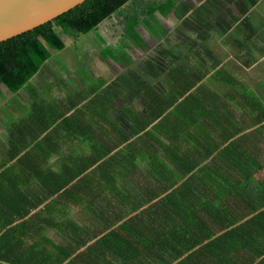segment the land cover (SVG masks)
Wrapping results in <instances>:
<instances>
[{
    "label": "trees",
    "instance_id": "obj_1",
    "mask_svg": "<svg viewBox=\"0 0 264 264\" xmlns=\"http://www.w3.org/2000/svg\"><path fill=\"white\" fill-rule=\"evenodd\" d=\"M179 1L85 0L40 26L0 42V94L2 85L16 94L26 86L33 88L31 80L40 72L42 64L50 62L54 53L67 49L69 43L77 44L82 40L87 46H91L92 43L101 46L99 38L92 31L98 29L99 25L116 11L123 10L130 27L128 26L122 38L117 41L118 47L109 45L111 46L109 49H100L99 55L123 65L126 71L124 80H128L127 77L136 79L137 73L142 70L151 76L149 84L141 86L139 83L141 79L137 81L141 91L147 92L145 95L138 94L137 104L141 111L138 113L137 124L130 122L129 112L133 101L130 102L128 98L121 99L119 105L115 107V110L122 111L121 114L113 110L111 102L107 100L103 104L99 102L98 106L87 105L88 111L93 114L92 118L86 121L77 116L80 108H75L76 113L67 115L74 107L72 102L81 99L76 97L70 98L68 102L64 99L58 100L61 107L58 106L59 108L56 109L55 103L49 106L46 99L37 96V103L30 111L19 110L22 114H28L30 117L27 119L30 121L36 118V126L40 127L42 134L48 131L41 145L26 151L24 160L33 162L34 156L49 159L51 153L44 145L54 142L55 137H63L58 134L61 130L65 132L72 130L65 134L67 138L64 141L82 142V145L90 151L89 156L84 160L77 155L70 159L74 161L80 158L79 162L82 165L71 178L81 179L71 184L73 180L69 178L70 182L60 184L56 190L61 191L69 186L67 190L69 198L79 193V202L85 207H90L86 203L91 205L90 208L112 207L115 203L122 212L116 215L113 222L107 223L106 213L93 216L102 220L101 227L105 230L113 229L115 225L117 228L108 238L103 239L104 243L97 242L87 248L84 257L76 255L89 243L87 241L74 242V245L65 247L55 243L52 248L57 252L54 253L46 252L41 246L31 249L32 252L26 255L30 260L28 264H38L40 261L42 264L92 263L97 257L104 256L103 259H107L110 256V252H107L109 245L114 247L115 254L120 251L129 256L128 262L122 261L116 264H213L214 260L216 264H242L243 261L239 256L242 249L252 248L249 245L253 242L257 243V241H232L237 233L236 230L217 235L223 228L221 224L224 221H220L218 229L212 228L216 223L211 214L214 205L224 204L231 195V191L218 182L215 164L203 165L200 162L209 158L216 149H200L201 158H196L191 152L178 155L175 146L178 141H201L203 137L207 143L215 140L213 133H207L204 127L208 126L210 115L219 109L220 111L226 109L227 105L223 103L219 108L210 109L211 103L200 101L197 89L186 96L194 86H187L178 91L171 88L165 91V61L155 60L141 70L127 51L130 44L144 50L150 47L149 42L141 35V28L147 30L154 39H161L166 33L162 18L175 8ZM61 70L50 77L49 85H53V89L60 88L59 84L55 83L57 75L63 86H69L72 80L77 90L84 89L86 93L93 90L91 83L96 79L92 75L87 79H81L78 68L70 70L69 75L65 74V76L60 72ZM91 72L95 74L92 68ZM98 78L103 84L107 82L106 79ZM155 80L160 82L159 86L155 85ZM233 86L240 93H253L238 85L236 81ZM86 87H89V90ZM167 97H172L174 101L165 100ZM180 98L184 100L179 103L177 100ZM42 100H44L43 104ZM247 109L251 125L264 121V106L259 100L251 97ZM227 112L230 115V112L226 111L221 112V116L231 122L229 116H226ZM126 114L128 121H123L122 128L125 130L123 131L118 125H120V116ZM204 120H207L206 123ZM213 120L216 124L217 119ZM6 121L5 130H14L9 132V143L14 148L12 150H16L21 142V148L11 156V160H14L19 152L29 148L28 145L32 144L34 139H28L25 134L22 135V131L16 134L17 120L10 125L8 118ZM218 122L220 125L224 123L222 119H218ZM240 123V120L233 118L235 133L242 130ZM222 132H225V128ZM18 134L22 137L18 138ZM226 140L227 137L224 136L223 141ZM14 166L18 168L14 169ZM32 170L33 166L26 164L20 167L17 163L5 168L1 176L10 178L7 188L9 195L2 197L4 191L0 190V200L5 203L7 198V204H13L16 199L10 193L15 192L25 181L27 192L32 193L33 175L34 178L42 176ZM15 175L18 176L17 183H13ZM186 175H189V178L175 187ZM88 177L95 180L88 181ZM120 181L121 187L118 186ZM26 184L20 187L23 191ZM142 189H145L143 197L134 198L130 192ZM113 190L123 191L121 199L112 197V193L115 192ZM126 190L129 193L125 192ZM61 197H65V192ZM25 201L30 202L28 199ZM216 216L220 218L218 213ZM229 223L235 222L229 221ZM38 233L41 234L34 229L33 220L15 227H11L10 222L6 224L0 222V251L3 245L8 252L7 256L0 252V264H27L19 262L16 256L24 255L20 246L31 243L30 240L33 241ZM18 234L21 242L16 241ZM21 235H24V240ZM114 242L115 246H113ZM46 244L51 247L50 242ZM186 255L189 256L184 258ZM89 258H91L90 262H88ZM104 263L114 264L108 260ZM248 264L254 263L249 261Z\"/></svg>",
    "mask_w": 264,
    "mask_h": 264
},
{
    "label": "crops",
    "instance_id": "obj_2",
    "mask_svg": "<svg viewBox=\"0 0 264 264\" xmlns=\"http://www.w3.org/2000/svg\"><path fill=\"white\" fill-rule=\"evenodd\" d=\"M162 19L166 33L161 39H154L144 28L140 30L141 35L149 42V48H151V42L162 47L164 58L161 60L165 61V91L170 88L178 91L187 86H194L186 96L197 89L200 101L211 103L210 109L219 108L223 103L227 105L226 109L221 111L219 109L210 115L209 124L204 127L207 133H213L215 140H210L207 143L203 137L201 141H178L175 145L178 155L191 152L195 154L196 158H201L200 149H216L209 158L200 162L203 165L206 163L215 164L218 182L227 187L231 191V195L224 204L214 205L211 214L216 223L212 225V228L218 229L220 221H224L221 224L223 228L217 235L236 230L237 233L231 239L232 241H257V243L253 242L249 245L252 248H243L239 256L243 261L242 264H248L249 261L254 264H264V121L251 125L247 109V103L251 97L259 100L264 106V0H180L178 5ZM108 22L113 23V27H122V31H116V28L108 36V33L103 31L105 28L102 27ZM128 26L130 27V24L124 11L118 10L104 20L98 29L93 30L92 33L99 38L102 45H114L116 48L119 45L117 41L122 38ZM100 30L102 37L96 35ZM107 31L110 32V30ZM95 47L93 43L91 46H87L89 58H93L90 60L96 61L92 62L93 64L87 61L90 64L89 68L96 72H94L96 77L106 79L107 82L103 84L98 78V81L95 80L91 83L92 91L86 93L83 88V90L76 89V94L70 91L67 97L58 98V100L64 99L68 102L70 98H81L72 102L74 107L67 115L76 113L75 108H80V113L77 116L86 121L92 118L93 114L83 110L87 105L98 106L99 102L103 103L107 100V102H111V108L115 110V106L117 103L119 105L121 99L128 98L130 102L133 101L129 112L130 122L133 121L137 124L138 113L141 111L139 104H137L138 94L141 91V87L137 83L140 77L138 79L127 77L128 80H124L126 71L124 68L121 69L123 65L112 59L102 58L99 52L92 53ZM128 47L127 51L130 53L131 48L139 46L130 44ZM97 58L103 62L98 63ZM237 58L242 62L238 61ZM67 66L69 68L65 72L59 69L64 76L65 74L69 75L70 70L79 68L77 64ZM251 71L253 73H250ZM141 77L144 78L145 75H141ZM235 81L253 93L238 92L233 86ZM55 83L61 84L59 77ZM159 83L155 80V85L159 86ZM47 85L49 86V82ZM33 86V88L26 86L16 94L11 93L6 86H1L0 102L4 103V99L7 100V106L2 107L4 116L0 118V190L4 191L2 197L9 195L7 188L10 178L9 176H1L5 168L15 163L20 167L27 164L33 166L32 171H36L42 176L34 178L33 175L32 193L27 192L26 181L24 182L26 184L24 191L20 188L24 184L22 182V185L15 192H11L10 194L14 195V199H16L13 204H7V198H5V203L0 200V222L5 224L10 222L11 227H15L24 225L28 220H33L34 229L41 233L35 235L34 240H30L31 243L20 246L24 255L16 256L19 262L28 264L30 260L26 255L37 246L46 249V252L54 253L57 252L52 248L55 243L65 247L66 245H74V242L79 241L89 242L76 255L84 257L87 248L97 242L104 243L103 239L108 238L117 228L115 225L113 229L105 230L101 227L102 220L95 219L93 216L106 213V223L108 221L113 222L116 215L122 214L121 208L115 203L112 207L95 208H90L91 205L86 203L90 207H85L83 203L79 202V193L75 194V197L69 198V192L67 194L69 186L61 191L56 190L60 184L70 182L69 178L77 173L78 167L82 165L79 162L80 158L83 157L84 160L89 156L90 151L82 145V142L67 143L64 141L67 138L65 134L72 130L66 132L61 130L58 134L63 135V137H55L54 142L44 145L51 153L49 159L34 156L33 162L24 160L26 151L41 145L42 140L48 134V131L44 134L41 133L40 127L36 126V118L32 122L25 118L24 113L19 112V110H24L25 101H32L41 87V85ZM115 90L120 91V97L116 96L114 99L117 100L113 101L110 96ZM135 90L136 92L132 93ZM157 99L160 100L158 96ZM165 100H172V97H167ZM183 100L184 98H180L177 102L180 103ZM51 101L55 103L56 109L59 108L58 106L61 107L56 99L53 98ZM28 104L35 105L32 102H28ZM101 106L99 105V107ZM115 111L118 114L122 113L120 109ZM226 111L230 112V115L227 112L226 116H229L231 122L221 116V112ZM120 117L118 128L123 130L122 123L128 121L127 114ZM234 117L240 120L242 126V130L236 133L232 124ZM7 118L10 120L8 125L17 120L18 127L16 130L18 131L16 134L22 131V135L25 134L30 140L34 139L32 144L28 145L29 148L24 152H19L14 160H11V156L21 148V142L16 150H12L14 148L9 143V132L14 130H5ZM214 118L217 119L216 124L213 123ZM218 119H222L224 123L222 122L220 125ZM206 121L204 120V123ZM213 128L214 130H212ZM224 128L225 132H222ZM81 132L90 133L87 130H81ZM22 135L18 134L17 137L20 138ZM224 136L227 137L226 141H223ZM76 155L80 158L71 161L70 159ZM181 162L185 163L184 161ZM15 167L13 168H18ZM15 176L13 183L18 182V176ZM188 178L189 175H186L175 187L181 185ZM80 179V177L71 178V181L73 180L71 184ZM22 180L24 181L23 177ZM94 180L88 177V181ZM118 186L121 187V181ZM63 192H65V197H61ZM125 192L129 193L128 190ZM130 192L134 198H138L143 197L145 189ZM122 193V190L115 191L114 194L112 193V197L121 199ZM138 193H140L139 196ZM23 194L25 195L23 196ZM26 199L30 202L25 201ZM216 213L220 215V218H217ZM229 221L235 223L232 224ZM23 236L21 235V237ZM24 239L25 237H23ZM16 241L21 242L20 234L17 235ZM34 242L36 243L34 244ZM46 242L51 243L50 248ZM113 246H115V242ZM0 252L6 256L8 254L3 245ZM107 252H110L107 259H103L104 256L102 258L97 257L95 262L87 264L104 263L107 260L114 264L129 261L127 253L118 251L115 254L116 250L110 245ZM187 256L189 255L184 258ZM90 260L91 258L86 261L90 262ZM41 262L38 264H42ZM213 264H216L215 260Z\"/></svg>",
    "mask_w": 264,
    "mask_h": 264
},
{
    "label": "rangeland",
    "instance_id": "obj_3",
    "mask_svg": "<svg viewBox=\"0 0 264 264\" xmlns=\"http://www.w3.org/2000/svg\"><path fill=\"white\" fill-rule=\"evenodd\" d=\"M118 25H120L118 23ZM102 27L105 28V30H103L105 33L112 34L113 30H115L117 27H113V23L108 22L107 25L103 24ZM103 28V29H104ZM107 30H110V32H108ZM122 31V27L117 28L116 31ZM96 35H100L102 37V32L101 30L98 31L96 33ZM96 47L92 50L93 52H100V49H109L110 47L108 45H95ZM131 55L133 56L134 60L136 61V66L138 65V69L142 70V67L144 68L146 65L152 64V62H154L155 60L158 59H163L164 55L162 52V47L160 46H156L154 45V43L151 42V48H149L148 50H143L142 48L139 47H133L131 48L130 51ZM54 57L50 62H44L41 66V70L40 72L33 77V85H36V87L40 86L41 87L38 89V94L39 95H35L34 99L32 101H25V104L23 105V109L30 111L32 109V106L30 104H28V102H32V103H37V96H40L41 98L46 99V101H48V105L49 106H53V103L51 101V99H56L58 101V98H63V97H67L68 93L71 91L73 92V94H76L77 91V87L74 86L73 81L71 80V82H69V86H63L62 82L61 84H59L60 88H56L53 89L54 86L53 85H47L48 82H50V77L52 75H55V73H57V70L62 69V71H66L67 67L66 65H75L77 64L79 66L78 69H80L79 71V76L81 77V79H87L89 78V75H92L97 81H98V77H96L92 72H91V68H89L90 64L87 62H91V64H93L92 62H96V61H91L89 56L90 54H88L87 52V45L83 44V41L80 40V42H78L77 44L74 43H69L68 44V48L61 51V52H57L54 53ZM238 61L242 62L239 58H237ZM97 62H103L101 59L97 58ZM122 68H125L124 66ZM141 71H139L140 73ZM96 73V72H95ZM139 73H137V78L138 75H140ZM250 73H253L252 71ZM145 75L144 78L141 77ZM141 75L139 76L141 79V81L139 82L142 85H146L150 83L151 80V76L149 73H146L145 71L141 72ZM57 75H56V79L55 81H57ZM60 80V78H59ZM94 80V79H92ZM61 81V80H60ZM74 82L75 79H74ZM77 84V82H76ZM47 85V87H46ZM58 86V85H57ZM87 90H89V87H86ZM135 91H132V93H135ZM119 90H115L114 92H112L110 99H113V101L117 100L114 99L116 96L119 98ZM139 94H144V91H139ZM57 96V97H55ZM139 97V96H138ZM4 103L1 101L0 102V118L1 116H4V111L2 110V107H6L7 106V100L4 99ZM44 103V100H42V104ZM103 104V103H102ZM118 105V104H117ZM116 105V106H117ZM115 106V107H116ZM125 109V106L123 107V110ZM84 111H88L87 107L83 108ZM25 118H29L28 114L25 113Z\"/></svg>",
    "mask_w": 264,
    "mask_h": 264
},
{
    "label": "water",
    "instance_id": "obj_4",
    "mask_svg": "<svg viewBox=\"0 0 264 264\" xmlns=\"http://www.w3.org/2000/svg\"><path fill=\"white\" fill-rule=\"evenodd\" d=\"M85 0H0V42L40 26Z\"/></svg>",
    "mask_w": 264,
    "mask_h": 264
}]
</instances>
